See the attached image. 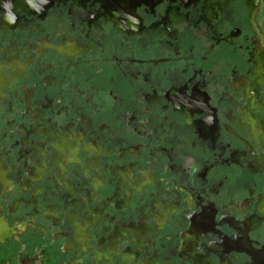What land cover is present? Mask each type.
I'll use <instances>...</instances> for the list:
<instances>
[{"label":"flooded vegetation","instance_id":"obj_1","mask_svg":"<svg viewBox=\"0 0 264 264\" xmlns=\"http://www.w3.org/2000/svg\"><path fill=\"white\" fill-rule=\"evenodd\" d=\"M0 264H264V0H0Z\"/></svg>","mask_w":264,"mask_h":264}]
</instances>
